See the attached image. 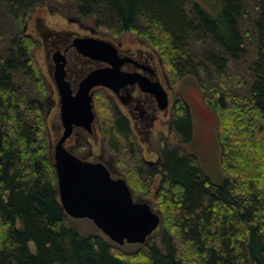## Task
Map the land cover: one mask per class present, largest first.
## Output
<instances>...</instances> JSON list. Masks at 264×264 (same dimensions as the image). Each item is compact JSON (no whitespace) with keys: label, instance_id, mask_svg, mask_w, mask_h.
Segmentation results:
<instances>
[{"label":"trees","instance_id":"1","mask_svg":"<svg viewBox=\"0 0 264 264\" xmlns=\"http://www.w3.org/2000/svg\"><path fill=\"white\" fill-rule=\"evenodd\" d=\"M53 1L73 5L115 37L139 33L176 80L205 70L195 43L219 47V54L207 56L220 71L217 78L228 59H246L245 23L248 6L254 8L257 59L249 96L214 89L208 100L218 115L222 181L196 154L171 147L147 170L125 115L111 98L95 100L104 145L131 165L124 177L134 194L149 195L161 175L162 225L134 251L98 228L82 233L61 205L43 97L48 86L33 57L34 38L24 31L35 7ZM0 6L17 27L7 53H0V264H264V0H0ZM175 124L179 138L191 142L193 116L183 99Z\"/></svg>","mask_w":264,"mask_h":264},{"label":"water","instance_id":"2","mask_svg":"<svg viewBox=\"0 0 264 264\" xmlns=\"http://www.w3.org/2000/svg\"><path fill=\"white\" fill-rule=\"evenodd\" d=\"M27 23L24 31H27ZM74 45L86 56L103 61L99 68L85 77L80 90L73 95L63 76V63L58 57L55 82L60 92L61 120L65 131L57 143L49 144L57 174L61 205L67 216L90 219L98 229L119 246L146 244L162 225V212L149 199L135 197L126 178L119 172L113 177L102 162L82 158L65 146L74 125L89 126L97 121L91 89L103 86L116 95L129 85L138 83L142 90L155 95L161 109L168 108L169 95L160 81H151L138 73L122 70L127 58L120 56L116 44L103 38H76ZM48 118V113L46 114Z\"/></svg>","mask_w":264,"mask_h":264},{"label":"flooded vegetation","instance_id":"3","mask_svg":"<svg viewBox=\"0 0 264 264\" xmlns=\"http://www.w3.org/2000/svg\"><path fill=\"white\" fill-rule=\"evenodd\" d=\"M44 8L50 9L48 6ZM57 11L65 23L70 22L77 29L49 28L44 32L37 27L35 31L37 29L40 35L38 37L33 32L26 31L38 42L43 54L44 66H41V70L48 86V96L46 97L48 118L46 121L49 122V117L52 115L51 124L48 126L49 143L54 146L62 138L66 127L61 120L60 92L54 80L58 72L56 59L58 57L61 59L63 76L69 82L73 95H76L85 77L94 70L107 67L108 64L84 55L73 42L76 38L83 37L103 38L113 41L120 56L128 59L122 67L123 71L138 73L151 81H160L168 92V108L161 109L155 95L142 90L138 83L123 87L118 95L103 86H95L91 89L94 104L98 92H108L118 110L125 115L141 152L143 162L145 165L151 166H146V169L157 168L162 161L163 148L171 147V138L174 135L178 136L175 124L176 100L172 97L173 86L168 73H166L162 58L145 40H139L143 42L142 46L125 45L124 37L118 40L108 39L98 29L89 25L85 19L71 18L61 9ZM31 18L32 15L28 19L27 25ZM155 143L157 147L153 146ZM64 144L70 151L82 158L104 163L110 169L113 177L119 176V172L123 175V172L118 168L115 154L104 145L103 127L98 116L97 121L89 126L74 125ZM146 151L153 157L147 158Z\"/></svg>","mask_w":264,"mask_h":264},{"label":"rangeland","instance_id":"4","mask_svg":"<svg viewBox=\"0 0 264 264\" xmlns=\"http://www.w3.org/2000/svg\"><path fill=\"white\" fill-rule=\"evenodd\" d=\"M53 1L49 4H43L40 6L35 7L33 10L32 18L28 22V32H33L36 36H40L37 29L48 30L49 28H58L61 29L63 27L66 28H75L76 26L69 23H65L61 16L59 15L58 9L63 10L71 18L73 17H80L83 18L94 27V29H98L96 26L95 18L80 16L79 13L75 12V7L70 6L67 4H60L59 2ZM60 4V6L58 5ZM73 4V3H72ZM48 6L50 9L46 10L44 7ZM250 17L249 23L246 22V27L248 28L249 32L245 35V43H246V50L247 56L246 59L236 60L233 61L232 59H228L229 63L223 74H220L219 78L217 75L220 71L217 70L216 67H213L209 64L207 60V56L210 53L219 54V47L214 43H206L200 44L195 43L192 46L193 53L197 59L198 64H202L205 67L203 73L197 74H189L180 77L176 80L175 76L171 75L170 81L173 86V94L172 97L177 102H180L182 99L185 100L188 105L190 106V110L193 116L194 122V136L193 140L189 143L183 142L179 136L174 135L171 138V148L178 150L181 154L187 153H194L196 154L204 168L210 174V176L217 182L222 181L223 179V167H222V147L218 136V115L212 106L208 103V100L212 99V93L214 89H224V91L220 90V94H224L228 91L233 98L245 97L249 96V72L252 64L257 59V44H256V31L255 29L251 28V24L254 19V8L249 5L248 6ZM58 12V13H57ZM11 16L6 7L0 6V53L5 55L7 53V49L9 46L10 39L17 33V27L12 20ZM36 25V26H35ZM103 35H105L108 39H116L124 37L125 45H139L142 46V41L144 40L142 36L139 35L137 32H125L116 34V37L109 34L108 32L104 31L103 29H98ZM142 42V43H140ZM31 50L33 53L34 60L37 66L41 70V66H44V59L41 48H39V44L36 40H34L33 45L31 46ZM156 51V50H155ZM248 66V68H247ZM253 67V66H252ZM44 72V71H43ZM167 73V71H166ZM224 75L223 77H221ZM48 91L45 92V99L48 96ZM220 96V95H219ZM112 98L107 91H101L96 94V99L101 102H105L104 99ZM99 110V116H100ZM102 112V111H101ZM52 115L49 117V122L47 121V129L48 126L51 124L50 119ZM101 118V116H100ZM157 143V142H156ZM154 144V147H157V144ZM108 152V151H107ZM110 153V152H109ZM141 153V152H140ZM147 158H152L153 156L145 152ZM141 155V154H140ZM142 156V155H141ZM129 158V156H127ZM115 158L118 163V168L120 171L124 173L128 172L131 169V165L128 163H121L120 158L118 155H115ZM125 160V157H122ZM120 162V163H119ZM145 164V163H144ZM151 167L150 165H145V167ZM156 169L153 168L151 170ZM148 170V169H147ZM126 176V175H125ZM131 177L135 179L133 173ZM161 182V175L158 174L154 177L153 182L150 186V194H134L135 197H144L151 201L152 206L155 209H160L158 201L159 197L156 196L157 190L159 188ZM132 189V188H131ZM162 222H163V215H162ZM76 226L79 227L82 233H90L94 232L97 226L94 222L90 219H76L75 223ZM143 244H125L121 247L127 251H134L141 248Z\"/></svg>","mask_w":264,"mask_h":264}]
</instances>
